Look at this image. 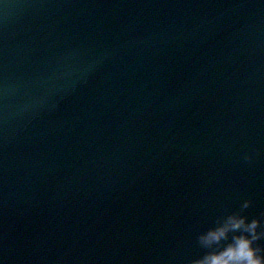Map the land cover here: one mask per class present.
Listing matches in <instances>:
<instances>
[{"label":"water","instance_id":"obj_1","mask_svg":"<svg viewBox=\"0 0 264 264\" xmlns=\"http://www.w3.org/2000/svg\"><path fill=\"white\" fill-rule=\"evenodd\" d=\"M144 41L143 52L135 45ZM156 45L172 65L188 67L187 75L159 82L165 91L156 76L129 71L150 65ZM183 45L199 60L212 55L219 66L246 69L200 76L197 59L172 50ZM248 50L252 63L242 62ZM256 92H264V0H0V264H131L129 257L147 247L142 239L151 236L157 246V217L165 220L163 232L178 231L173 210L162 205L158 216L153 201H144L161 193L159 179L150 177L164 173L178 179L187 172L216 198L233 196L213 222L195 221L193 235L233 212L259 219L257 231L264 230V216L252 206H264V143L251 127L261 118L236 108L241 98L254 104ZM224 93L233 96L223 100ZM207 102L212 115L204 114ZM150 106L159 113L154 124ZM174 107L179 114L169 113ZM193 108L195 117H184ZM218 108L237 118L227 130L212 120ZM160 120L181 132L162 131ZM225 135L243 149L228 162ZM244 156L249 173L236 169ZM214 157L226 161L225 177ZM114 161H121L117 169ZM233 172L239 175L230 179ZM254 178L259 191L250 187ZM240 198L250 207L236 205Z\"/></svg>","mask_w":264,"mask_h":264},{"label":"clouds","instance_id":"obj_2","mask_svg":"<svg viewBox=\"0 0 264 264\" xmlns=\"http://www.w3.org/2000/svg\"><path fill=\"white\" fill-rule=\"evenodd\" d=\"M250 205L251 201H244L242 209ZM260 226L259 219L248 222L240 212L228 214L223 222L199 236L201 246L210 251L193 264H264V249L254 247L264 238V231H257Z\"/></svg>","mask_w":264,"mask_h":264}]
</instances>
